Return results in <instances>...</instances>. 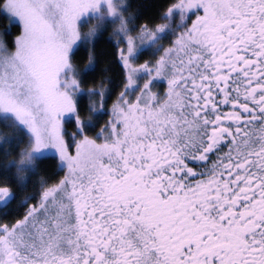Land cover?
Returning <instances> with one entry per match:
<instances>
[{"label": "flooded vegetation", "instance_id": "obj_1", "mask_svg": "<svg viewBox=\"0 0 264 264\" xmlns=\"http://www.w3.org/2000/svg\"><path fill=\"white\" fill-rule=\"evenodd\" d=\"M132 8L145 46L110 41L117 75L95 92L145 122L127 135L73 99L35 176L0 179V264H264V0Z\"/></svg>", "mask_w": 264, "mask_h": 264}, {"label": "rangeland", "instance_id": "obj_2", "mask_svg": "<svg viewBox=\"0 0 264 264\" xmlns=\"http://www.w3.org/2000/svg\"><path fill=\"white\" fill-rule=\"evenodd\" d=\"M127 1H3V13L17 24L19 32L11 48L6 47L0 32V144L6 139L8 147L6 151L0 148L3 152L0 179L35 176L32 157L54 147L58 136L56 117L65 116V109L73 107V99L76 104L81 101L84 104L77 107V115L73 117L92 119L108 117L106 110L121 112L120 117H126L127 135L140 128L135 117L145 122V112L137 113L136 106L121 110L119 106L100 105L96 86L83 85L84 73L93 64L77 67L72 56L81 43L92 46L99 35L107 33V38L111 37L109 41L114 39L117 46H123L122 41H126V51L133 49L138 58L146 42L139 33L143 27L134 25L127 16L122 17L121 9ZM50 80L61 90L60 95L53 92ZM75 134L80 136L79 132ZM95 138L102 141L113 136L102 132Z\"/></svg>", "mask_w": 264, "mask_h": 264}, {"label": "trees", "instance_id": "obj_3", "mask_svg": "<svg viewBox=\"0 0 264 264\" xmlns=\"http://www.w3.org/2000/svg\"><path fill=\"white\" fill-rule=\"evenodd\" d=\"M4 0H0V32L7 48L13 45V38L18 34L19 28L17 24L10 22L8 17L2 11V4ZM133 3L132 11L139 17L145 19H153L157 16L161 8L171 0H129ZM115 47L107 38V33H102L95 40L92 46L86 43H81L73 53V60L77 67H83L88 62L93 64V67L84 73L83 85L85 88H94L97 83L103 82L106 78L114 81L117 75L115 69ZM86 105V104H85ZM84 106V104H82ZM84 113V111H82ZM5 128V127H3ZM7 129V128H5ZM11 138L13 136H5L4 138ZM1 139V138H0ZM6 139L0 144V148L6 151L8 147L5 144ZM0 155L3 152L0 151Z\"/></svg>", "mask_w": 264, "mask_h": 264}]
</instances>
